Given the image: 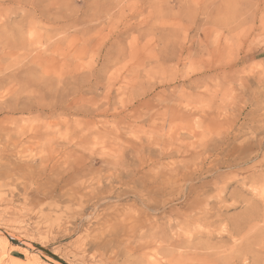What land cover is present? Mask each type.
<instances>
[{
  "label": "rangeland",
  "instance_id": "374dc122",
  "mask_svg": "<svg viewBox=\"0 0 264 264\" xmlns=\"http://www.w3.org/2000/svg\"><path fill=\"white\" fill-rule=\"evenodd\" d=\"M131 1L132 10L116 9L114 20L118 22L103 26L99 36L87 41L77 55L61 54L69 51V46L55 43L59 36L38 39L45 30L35 25L39 29L31 26L30 30L35 42L23 50L46 49L44 55L35 60L22 54L0 58V76L5 75L0 102L3 98L6 104L0 103V107L14 102L32 107L16 114L15 126L6 120L4 125L9 126L0 128V135L5 139L18 138L19 130L38 125V136L68 140L72 150L79 141V153L88 157L83 161L82 172L89 173L81 172L69 186L83 183L88 187L94 183L95 188L114 184L126 191L116 199L100 196L98 201L88 203L78 195L76 202L69 201L58 193L40 192L41 187L59 184V177L66 176L69 169L63 162L54 176L47 171L29 178L7 173L8 168L0 167V264H183L177 248L170 245L174 232L183 230L172 220L158 218L155 230L137 231L128 227L126 216L107 222L122 206L127 205L133 217L145 212L143 201L147 196H142L141 181L149 176V170L138 173L143 168L140 162L145 160V169L155 166L152 171H159L163 142L168 147L195 150V154L201 151L200 143L205 139L218 142L226 136L232 143L237 142L235 146L253 143L254 150L247 152V161L221 168L207 178L208 189L211 195L216 194L215 181L222 178L228 184L223 196L230 197L229 193L236 191L227 199L233 203L242 198L255 199L257 196L247 191L250 186L264 184L251 179L244 186L246 190H242L239 181L252 174L254 169L249 168L254 165L258 166L257 172L264 171V0ZM3 7L6 13L16 8ZM0 19L5 17L0 15ZM19 22L20 17H14L11 25L17 27ZM28 29L25 28V37L29 36ZM12 32L14 29L5 33ZM8 44L13 46V42ZM213 64L219 68L208 71ZM190 79L197 81L191 84ZM37 106L41 108L37 110ZM11 125L15 132L6 137ZM33 149L29 147L30 152H26L39 162L41 152ZM216 153L223 161L220 151L213 154ZM236 155L224 158L234 160ZM65 160L73 169L74 158L68 156ZM132 171L136 173L133 190L126 177ZM97 178L101 185L96 184ZM126 181L131 190L123 184ZM161 197L153 195L152 201L166 199ZM239 205L228 213L242 212ZM161 212H150L149 216L156 217ZM104 222L107 224L103 230L99 229L98 225ZM114 230L119 235L115 243L107 248L92 246L91 241L100 231L107 238Z\"/></svg>",
  "mask_w": 264,
  "mask_h": 264
},
{
  "label": "bare ground",
  "instance_id": "6f19581e",
  "mask_svg": "<svg viewBox=\"0 0 264 264\" xmlns=\"http://www.w3.org/2000/svg\"><path fill=\"white\" fill-rule=\"evenodd\" d=\"M132 3L133 2L131 0H0V15L5 17V19H0V58L7 57V55L20 56L22 54L29 60H35L36 58L44 55L47 51L46 49L44 52L35 48L27 49L26 51L23 50L35 42L34 40L36 37L33 32L30 31L32 30V27L35 29V25H38L45 30L44 34H38V39L46 35L49 39H51L50 36H59L55 43H68L69 46V51L63 50L61 54L64 55V57L77 55L83 50V46L87 41L94 40L99 36L100 30L103 26L114 25V22L117 21L114 20L117 14L116 9L121 8V10L125 9V11L129 12L133 8ZM6 5H15L16 8H11L12 11L8 10V13H6L7 9L3 7ZM17 16L20 17V22L17 27H14L15 24L11 25V23L13 18H16ZM27 27L30 32L29 36L25 37L24 33L26 32L25 28ZM11 29H14L15 32H12L11 34L5 33L6 31L8 33ZM37 29H39V27ZM48 33L53 34L49 35ZM8 42H13V46H9ZM217 68H219V65L213 64L210 65L208 71H215ZM13 71L14 69L12 72ZM1 73L0 66V74ZM4 76H0V89H3L1 86L5 80ZM195 81H197V79H190L191 84H194ZM251 92H253V90ZM4 94L5 92L3 91V97ZM259 96H261V94ZM1 101L3 103L2 104L0 102L1 105H4L5 103L3 98ZM0 108V128L2 129H7V126H9L4 125L6 120L11 121V124L14 126L17 124L18 118L15 117L17 113L23 114L26 110H32V107H25V105L20 106L15 102ZM36 108L38 110V108L41 107L37 106ZM14 126L12 127L11 132L5 133L7 134L6 137L14 131ZM36 126L31 125L26 131L19 130L16 133L18 138L8 137L5 139L4 135H0V139L2 141L0 143V167L8 168L9 170L7 173H10L11 171V173L17 175L20 174L22 177L27 176V178L35 177L37 174L42 175L47 171L53 175V172L60 168L59 165L63 162L66 166H68V168L64 166V169L67 168L71 172L67 170L68 173L66 176L59 175V184H52L50 181L52 185L48 188L41 187L40 192H44L46 195L48 193H58L60 197L67 196L66 199L69 201L77 200L79 197L78 195H80L79 199L83 200L84 198L87 202H91L92 200L98 201L100 196H102V199L105 200L113 197L116 199L126 193V191H122L123 189H119V187H116L114 184L108 185L107 187L104 185H96L94 188V183H91L90 186H88L90 188L89 190H87L88 187L84 186L83 183L77 184L76 186H69V182L78 178L79 174L84 171L83 161H85L88 157L86 156V158L84 154L79 153L78 151V148H81L80 145L82 144L79 141H76V144H74L75 149L72 150L69 148L72 143L68 140L62 141L54 137L44 138V136H38V128ZM229 129L232 130L233 126H230ZM241 131L242 130L239 132ZM234 136L236 135L234 134ZM224 139L218 142H211L209 140L205 141L206 139L201 141V151L197 154H195V150H182L179 146L168 147V144L163 142L164 148L162 152L160 151L162 165L158 169L159 171H152L155 166L145 169V160L142 159L140 162V165H143V168H140L138 173H146L145 171L149 170V176L143 177L145 180L141 181L144 183L142 196H147L145 197L147 198L145 199L146 202L143 201L146 208L145 212L141 214L138 212V215L133 217L130 216L127 211V208L128 210L130 208L126 207L127 205L122 206L116 210L115 213L113 212V214H111V217L107 220V222L111 220L113 223L115 222V219H119L121 217L120 219L122 220V218L126 216L127 218L125 221H128L126 222L128 227L137 231L138 229L144 228L155 230L158 218L160 219L166 217L168 220H172L173 223L176 224V227L178 225L179 228L183 230V232L176 230L170 238V245L177 248L179 254L177 255L178 259L183 264H264V184L262 183V187L256 185H254L256 187L250 186V189L247 192L253 193V197L254 195L257 196L255 199L252 198V200H245L242 198L241 200H236L237 203L227 202L228 198L231 199V197L235 195V190H232L229 193L230 197L222 195L228 185L227 183H224L225 181L222 182V178L215 181L214 188L217 190L216 194L211 195V189H208L210 184L208 181L209 179L207 180V178L212 176L213 172L215 173L221 168L231 167L247 161L249 159L247 152L254 150V145H252L253 143L239 144V146H235L234 143L237 142L232 143L233 141L230 138H226V136ZM236 139L237 138H235V140ZM259 143L261 144L260 141L258 144ZM169 144H171V142ZM29 147H34L33 151H35L36 148L39 150V153H42L39 155V162L35 159V156H33V158L30 156L32 153H28L30 152V150L28 151ZM227 147L228 149H226ZM216 150L220 151V154L223 156V161H221L218 152L216 155L213 154ZM25 152L27 156L29 154V158L24 155ZM34 153L35 152H33V154ZM235 153H237V155L235 157L232 156L234 160H230V158L227 159V157L224 158L225 156L231 157V155H234ZM68 156L70 158H74V160H72L73 169L70 168L71 165H68L67 160H65ZM92 156L93 155L90 157ZM214 156L215 158H213ZM250 156H252V154ZM118 161L119 160H116V162ZM261 161H264V155ZM88 167H90V165ZM257 167L254 165L249 168L252 170L254 169L252 174L249 173V175L244 176L241 180H239L241 184L240 188L242 190H246L244 189V186L247 184L248 180L250 181L252 179L255 183L264 181V171L263 173L257 172V170H255ZM88 169L89 168H87V170ZM87 172L89 173V171ZM84 173L83 175H85ZM58 174H60V172ZM135 174V171L126 173V177L130 178L132 183L131 189L135 187L133 185L135 182ZM242 175H244V173ZM90 178L93 180L92 176ZM98 178L96 180H98ZM197 180L200 183H195ZM95 182L97 184L99 180ZM128 182L126 181L123 184L129 186L127 190H131L129 189L130 184ZM221 182L224 183V185L221 186ZM61 183H64L63 186H60ZM140 188L141 187H139V189ZM221 188L223 189L220 190ZM48 189L51 190L49 191ZM153 195H160L162 197L165 196L163 199H166L162 202H160V199V201L154 202L152 201ZM148 196H152L151 199ZM155 198L153 200H155ZM238 205L243 208L242 212L234 215L228 213L229 210L236 208ZM94 208L95 207L92 209ZM167 208H169L168 211ZM157 211L162 212L156 217L149 216L150 212L157 213ZM135 214L137 213L135 212ZM107 222L98 225V228L103 230L102 227L107 224ZM181 224H184L185 226ZM100 232L99 235H96V239L91 241L94 248H107L108 245L115 243L117 239L116 236H119L116 234L115 230L113 234H110L107 238L101 235Z\"/></svg>",
  "mask_w": 264,
  "mask_h": 264
}]
</instances>
